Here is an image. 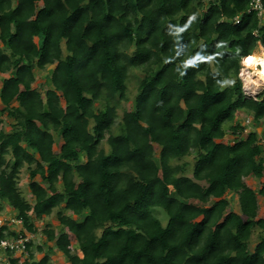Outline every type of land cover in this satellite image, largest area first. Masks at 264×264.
Returning a JSON list of instances; mask_svg holds the SVG:
<instances>
[{"label": "trees", "instance_id": "obj_1", "mask_svg": "<svg viewBox=\"0 0 264 264\" xmlns=\"http://www.w3.org/2000/svg\"><path fill=\"white\" fill-rule=\"evenodd\" d=\"M250 1L0 0V72H9L1 113L13 120L0 131V198L27 231L61 207L65 231L43 232L69 264H264V237L249 247L264 227V185L243 180L264 176V148L235 120L238 110L264 119V96H245L238 78L242 55L264 48V0L261 17L247 12ZM47 65L42 95L33 68ZM131 68L144 75L134 107L117 119L114 100H127ZM187 155L193 179L176 162ZM23 167L33 203L18 186ZM203 179L205 189L194 181ZM227 193L237 210L225 212ZM24 264L52 263L30 251Z\"/></svg>", "mask_w": 264, "mask_h": 264}, {"label": "rangeland", "instance_id": "obj_2", "mask_svg": "<svg viewBox=\"0 0 264 264\" xmlns=\"http://www.w3.org/2000/svg\"><path fill=\"white\" fill-rule=\"evenodd\" d=\"M203 3H204L203 8L202 9L199 8V9H197V11L201 12L203 9H205L206 2H203ZM191 6L193 7V6H195V4H192ZM234 22L236 23V21H234ZM36 40H38V39L36 38ZM131 49L132 48H129L127 50V53H130ZM259 50H260V43H258V46L253 50V52H257ZM52 68H53V65H48L44 69H36L35 70V76H36L35 84H36V87L39 90H41V92H43L48 87V85H47L48 79H49L48 75H49V72L51 71ZM241 69H242V63H241V60H240V68H239V71H238V78L240 79L241 88H242V91L245 94V96L253 97V98L263 97L264 96V84H262L260 82L259 78L256 76L255 69L254 68L245 69V75L247 76V78L248 79H253L254 82L258 83V85L254 84V83H251V84H249L248 88L244 87L243 80H242V78L239 75L240 72H241ZM143 75H144L143 72L139 68H131V69H129L128 78H127V81H126V90H125V95L127 97V100L119 99L118 97H116L115 100H114V103L116 104L117 119H119L121 117V115H122L124 110H131L134 107V98H135V96L137 94V82H138V79L143 77ZM224 80H231L233 82L234 79L231 78V79H224ZM222 85L223 86H227L229 84H223L222 83ZM96 106L100 107L102 105L97 102ZM235 116H237L239 118L238 119L239 120V124L241 126L245 127L244 129H246L245 131L244 130L242 131V134H241L242 137H243V134H246L249 131H255L256 134H257V137L259 138V140L262 143V146L264 148V119H262L258 123H255L253 121V119H252V115L248 114V113H245V111H243V110H238L236 112ZM230 125H231V122H226L223 125V127L226 128V130H227L229 135H233L232 129L230 128ZM113 131H115V125L113 126ZM235 133H236V131H235ZM234 135H237V134H234ZM100 146L102 148H104L106 151L108 150V146L105 143V141H102ZM176 162L177 163H181V162L187 163L188 166H187L186 173L189 174L191 172V167H192V164H193V155L184 156L181 159L177 160ZM22 171H24V174H23ZM25 171H26L25 168H23L21 170V175L18 178V186H19V189H20L22 195L27 200L32 201V197H31L30 191H29L28 186H27V176L25 175V173H26ZM243 180L245 181V183L247 185L251 186L253 189H258L262 185H264V176H262V178L259 179V178L252 177L251 175H248V176L244 177ZM57 188H59V184H57ZM235 200L236 199H235V197L233 198V196L230 198V201H231L230 204H231L233 209L235 207L234 206ZM0 203L2 204V207H1L2 211L5 210L4 209L5 206H6V209L8 208V206H7V204L5 202L4 203L0 202ZM58 209H61V207L55 209V211H54V213L52 215V219L56 218L55 217L56 216V211ZM235 209H237V207H235ZM161 214H160L161 217H159V218L161 219V221L163 223H165L166 220H167V216H166V214L163 211H161ZM258 217L264 218V195L259 198ZM53 221H55V220L51 221L52 224H54V225L57 224L56 222H53ZM39 222H36V225H37L36 227L38 229L37 233L39 235H36L35 238H34V242L31 243L33 245V248H31V249L35 253V256H37V257L40 254L35 252L36 251V246H40V247L43 246L44 249H47L49 247L48 242L45 240V234L42 231V228H43L44 224H42L41 222L39 223ZM60 227H62V226H60ZM262 237H264V227L263 228L255 227L253 229V231H252V234H251L250 238H249V247L253 248V246ZM71 239H73V238H71ZM74 245L76 246L77 244H74ZM74 245H71V248H72L71 250L76 253V252H78V250H77L78 245L76 247H73ZM51 247H53V246L51 245ZM55 258L56 257H54V261H52V263H54V264L57 263L55 261L57 258L56 259ZM58 263H60V261Z\"/></svg>", "mask_w": 264, "mask_h": 264}, {"label": "crops", "instance_id": "obj_3", "mask_svg": "<svg viewBox=\"0 0 264 264\" xmlns=\"http://www.w3.org/2000/svg\"><path fill=\"white\" fill-rule=\"evenodd\" d=\"M48 66V65H47ZM36 69H40V68H37V67H34L33 68V74H34V81H33V83H32V85H33V87H35L42 95H44V92H45V90L50 86V80L48 79V83H47V85H48V87L43 91V92H41V90H39L37 87H36V84H35V79H36V76H35V70ZM42 69H44V68H42ZM52 70V69H51ZM51 72V71H50ZM50 72H49V74H50ZM9 76V72H0V87L2 86V79L4 78V77H8ZM49 76V75H48ZM12 104H15L14 102L12 103ZM2 107H3V105L1 104V102H0V118H1V120H2V122H1V124H0V131H3V132H10L11 131V129H12V125H13V120H12V118H10V117H8L5 113H1V109H2ZM239 118L237 117V116H235V120L236 121H239L238 120ZM258 132V131H257ZM233 135H229L228 134V132L225 134V136H224V138H223V141H225V142H231L232 141V139H233ZM53 138H54V142H53V146H52V150L54 151V152H58V150H59V145H60V143H61V140H62V138H61V136H60V134H59V132L57 131V132H53ZM36 156V155H35ZM193 164H194V159H193ZM193 164H192V167H191V172L188 174V173H186V170H187V166H188V164L186 163V165L184 166V169H183V171L180 173V175H184L185 177H189V178H192L193 179V177H192V173H193ZM23 168H25V167H23ZM22 168V169H23ZM21 169V170H22ZM23 172V174H24V171H22ZM26 173H25V175L27 176V185H28V182H29V177H28V173H27V170L25 171ZM21 175V171H20V173L18 174V178H19V176ZM177 175H179V174H177ZM251 175V174H250ZM252 176V175H251ZM253 177V176H252ZM39 178V177H38ZM37 177H36V179L38 180V181H40L42 184H44V182L40 179H38ZM75 180H78V178L76 177L75 178ZM196 183H198L203 189H205L207 186H208V182L206 181V180H194ZM58 184H59V188L61 187V184H60V182H58ZM59 188H58V190H59ZM29 189V188H28ZM172 195L173 196H177L175 193H172ZM233 196V198L235 197V203H234V206L235 207H237V209H238V200H237V196L234 194V193H227L226 195H225V198L228 200V206H227V208H226V211L225 212H229V211H232V210H237V209H235V207H234V209L232 208V206H231V204H230V198ZM32 197V196H31ZM261 197V196H260ZM259 197V198H260ZM259 198H258V204H259ZM214 200H216V199H209V201L207 202V204H205V206H208V205H210V204H212L213 202H214ZM29 201V200H28ZM183 201H185V202H193V203H196L197 202V200H195V199H187V200H183ZM0 202H2V203H6L7 204V206H8V208L6 209V206H5V210H10L11 212H12V214H16V211L8 204V201L6 200V199H4V198H0ZM30 203H33V199H32V201H29ZM54 211H55V209H54ZM54 211L49 215V216H46V217H44V218H42V219H37V220H35V219H32L33 220V222H34V224H35V227L37 226L36 225V222H41L42 224H44L43 225V228H42V231H43V229H44V227H45V225L46 224H48L47 225V227L48 228H51V229H53L54 230V232L56 233V234H58V233H60L61 231H65V228L61 225V224H59V222H58V220L55 218V219H52V215H53V213H54ZM64 213H67V214H69L67 211H64ZM71 215V214H70ZM72 216V215H71ZM56 217V216H55ZM201 217H199L198 219H200ZM52 220H55V221H53V222H56L57 224H52L51 223V221ZM39 222V223H40ZM60 226H62V227H60ZM24 228H25V226H24ZM26 229V228H25ZM27 230V229H26ZM37 227H36V232H35V236L36 235H39L38 233H37ZM71 238H73V239H71ZM45 240L48 242V245H49V247L47 248V249H44L43 248V246L40 248V249H38V246H36V253H39L40 255L37 257V256H35V253L32 251V249L31 248H33V245L32 244H30V251H31V253H33V257H34V259H39L40 257H42L43 255H48L49 256V260L51 261V263H52V261H54V257H56L55 259V261L57 262V263H55V264H69V262L67 261V259H66V257L64 256V255H62L60 252H58V250L55 248V246L52 244V242H50V241H48L47 240V238H46V236H45ZM34 242V241H33ZM77 244V241H76V239L72 236H70V247H71V245H74V244ZM51 245L53 246V247H51ZM78 245V244H77ZM76 245V246H77ZM75 245L73 246V247H76ZM51 248V249H50ZM72 249V248H71ZM77 250H78V252H76V254H78V255H80V251H79V247H77ZM30 251L28 252V257H29V253H30ZM75 253V252H74ZM60 261V263H58ZM52 264H54V263H52Z\"/></svg>", "mask_w": 264, "mask_h": 264}, {"label": "built area", "instance_id": "obj_4", "mask_svg": "<svg viewBox=\"0 0 264 264\" xmlns=\"http://www.w3.org/2000/svg\"><path fill=\"white\" fill-rule=\"evenodd\" d=\"M251 10H255L259 16H262L261 1L251 0L247 12ZM235 21H237V16ZM244 128L242 131L246 130ZM34 238L35 233L24 228L21 218L12 214L10 210L2 211L0 208V264H24L28 258L29 244L33 243Z\"/></svg>", "mask_w": 264, "mask_h": 264}, {"label": "bare ground", "instance_id": "obj_5", "mask_svg": "<svg viewBox=\"0 0 264 264\" xmlns=\"http://www.w3.org/2000/svg\"><path fill=\"white\" fill-rule=\"evenodd\" d=\"M251 58V62H249ZM242 69L240 72V77L243 80L244 87L248 88L249 84L258 83L254 82L253 79H248L245 75V69L254 68L255 74L259 78L260 82L264 84V48L260 45V50L257 52H247L241 57Z\"/></svg>", "mask_w": 264, "mask_h": 264}, {"label": "clouds", "instance_id": "obj_6", "mask_svg": "<svg viewBox=\"0 0 264 264\" xmlns=\"http://www.w3.org/2000/svg\"><path fill=\"white\" fill-rule=\"evenodd\" d=\"M195 17H193V19H194ZM261 45V44H260ZM262 46V45H261ZM263 47V46H262ZM223 84H231L232 83V81L231 80H224L223 82H222Z\"/></svg>", "mask_w": 264, "mask_h": 264}, {"label": "snow or ice", "instance_id": "obj_7", "mask_svg": "<svg viewBox=\"0 0 264 264\" xmlns=\"http://www.w3.org/2000/svg\"><path fill=\"white\" fill-rule=\"evenodd\" d=\"M249 62H251V58H250Z\"/></svg>", "mask_w": 264, "mask_h": 264}]
</instances>
